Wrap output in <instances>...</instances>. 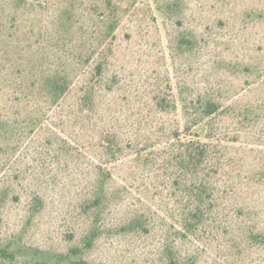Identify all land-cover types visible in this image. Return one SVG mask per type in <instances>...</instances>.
Returning <instances> with one entry per match:
<instances>
[{"label":"rangeland","instance_id":"obj_1","mask_svg":"<svg viewBox=\"0 0 264 264\" xmlns=\"http://www.w3.org/2000/svg\"><path fill=\"white\" fill-rule=\"evenodd\" d=\"M36 1L46 4L36 3L25 10L33 19L28 25L35 38L50 24L54 9L53 0ZM125 1L141 5L142 13L141 18L132 17L120 26L113 57L115 78L101 98L108 113L122 121L137 120L147 99L144 84L152 75L166 72L158 68L166 58L167 73L174 83L185 81L197 88L201 82H210L223 99L261 100L262 88L252 82V76L229 73L219 63L229 60L264 66V0H181L179 20L163 23L154 11L161 0ZM85 20L86 24L94 21ZM176 27L194 29L201 48L196 56L177 57L171 63L167 43ZM6 79L0 76V115L13 120L31 106L25 109L13 100L14 87ZM71 105L70 98L57 108L39 110L41 106H36L44 120L31 132L25 130L13 149L0 153V243L13 240L64 251L85 230L87 220L80 204L91 188L94 152L88 143L91 131L72 118ZM263 143L264 128L258 126L254 135L239 136L238 145L231 149L218 181V212L199 234L177 242L182 257L191 260L189 264H264V249L243 244L248 228L264 231V182L248 178L264 163ZM112 171L110 185L120 188L126 183L128 190L106 210L104 232L87 259L90 264H156L160 238L172 231L177 220L168 192L157 190L161 179L151 171L143 174L131 158H124ZM36 196L41 204L31 216ZM133 209L150 215L154 224L148 232L119 230V222ZM0 264L21 263L2 260Z\"/></svg>","mask_w":264,"mask_h":264},{"label":"trees","instance_id":"obj_2","mask_svg":"<svg viewBox=\"0 0 264 264\" xmlns=\"http://www.w3.org/2000/svg\"><path fill=\"white\" fill-rule=\"evenodd\" d=\"M36 3L44 7L46 1L0 0V76L6 81L9 78L14 87L13 100L25 109L31 106L13 120L0 115V153L13 149L25 130L31 132L44 120V113L38 115L40 109L63 106L71 98L70 115L91 131L88 143L94 152L91 188L80 204L87 226L78 242L64 251L4 241L0 261L90 264L87 253L104 232L106 210L128 190L126 183L120 188L110 185L113 168L128 157L143 174L151 171L161 179L162 185L155 187L167 190L177 217L172 231L160 238L156 264H189L191 260L182 257L177 242L199 234L218 212V181L239 136L254 135L258 126L264 128V66L229 60L219 63L229 73L252 76V82L262 88L261 100L241 102L223 99L210 82H201L197 88L185 81L174 83L167 73L166 58L158 67L166 72L152 75L144 84L147 99L137 120L122 121L103 108L101 98L115 78L113 57L120 26L132 17L141 18V5L125 0H53L50 24L35 38L28 25L33 19L25 10ZM154 11L162 23L179 20L181 0H161ZM149 15L154 19L153 13ZM88 18L94 21L86 24ZM200 48L198 35L190 28L176 27L167 43L171 63L177 57L196 56ZM36 106H41L38 111ZM248 178L264 182V163ZM40 204L36 196L31 216ZM153 224L148 213L133 209L118 228L148 232ZM243 244L264 249V231L248 228Z\"/></svg>","mask_w":264,"mask_h":264}]
</instances>
